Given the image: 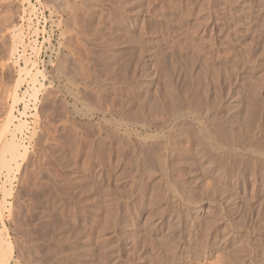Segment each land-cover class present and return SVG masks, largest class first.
<instances>
[{"label":"rangeland","instance_id":"1","mask_svg":"<svg viewBox=\"0 0 264 264\" xmlns=\"http://www.w3.org/2000/svg\"><path fill=\"white\" fill-rule=\"evenodd\" d=\"M0 234L8 264H264V0H0Z\"/></svg>","mask_w":264,"mask_h":264},{"label":"bare ground","instance_id":"2","mask_svg":"<svg viewBox=\"0 0 264 264\" xmlns=\"http://www.w3.org/2000/svg\"><path fill=\"white\" fill-rule=\"evenodd\" d=\"M135 69H136V68H135ZM32 95H33V94H32ZM15 98H16V101L21 99V98L18 96V93H17V92L15 93ZM249 102H250V101H249ZM250 104H251V103H250ZM255 113H256V112H255ZM8 114H9V117L7 118V120H8L9 122H11V121L13 120V118H14V116H13V114H12V109L10 110V112H9ZM248 115H249V114H248ZM250 115H251V114H250ZM250 115H249V117H251ZM251 118H252V117H251ZM237 120H238V119H237ZM8 121H7V122H8ZM250 121H251V120H250ZM6 125H7V124H6ZM244 126H245V124H244ZM17 128L21 130L22 127H19V126L17 125ZM201 128L204 129V127H201ZM240 128H241V127H240ZM246 128H247V127H246ZM186 132H187V131H186ZM237 132H238V131H237ZM247 133H248V132H247ZM249 134H250V133H249ZM13 135H14V134H13ZM197 136H198V135H197ZM199 136H200V135H199ZM202 136H203V135H202ZM205 136L208 137V135H205ZM207 137H206V138H207ZM14 138H15V137H14ZM193 138H194V137H193ZM221 138H222V137H221ZM231 138H232V137H231ZM223 139H224V138H223ZM229 141H230V140H229ZM229 141H227L226 143L228 144ZM235 141H236V140H235ZM224 142H225V141H224ZM231 142H232V141H231ZM221 143H222V142H218L217 144H216V143H215V144H216V146H218V147L221 148V147H223V146H222L223 144H221ZM226 143H225V145H226ZM233 143H235V142H233ZM215 144L212 142V145H215ZM229 144H230V142H229ZM14 145L16 146L15 142H14ZM225 145H224V147H225ZM233 145H234V144H233ZM15 146H14V147H15ZM17 146H18V145H17ZM8 147L10 148V145H8ZM12 147H13V146H12ZM14 147H13V148H14ZM214 147H215V146H214ZM15 148H17V147H15ZM18 148H19V147H18ZM18 148L16 149L17 151H18ZM14 150H15V149H14ZM21 153H22V152H21ZM21 155H22V154H21ZM0 239H1V234H0ZM2 240H3V238H2ZM8 247H9V246H8ZM11 247H12V246H11ZM11 247H10V248H11ZM10 248H9V249H10ZM11 249H12V251H13V248H11ZM10 251H11V250H10ZM0 253H1V252H0ZM11 255H12V254H11ZM9 257H10V259H11V256H10V255H9ZM9 257H6V258H5L4 255L0 254V259H1V260L4 259V260H2V261H4L3 264H8V260H9L8 258H9ZM223 258H224V257H223ZM1 260H0V261H1ZM5 260H6V261H5ZM223 260H224V259H223ZM217 263H218V261H217ZM215 264H216V263H215Z\"/></svg>","mask_w":264,"mask_h":264}]
</instances>
